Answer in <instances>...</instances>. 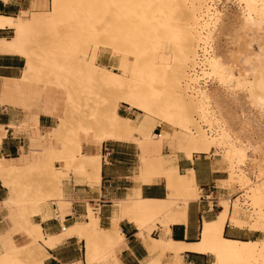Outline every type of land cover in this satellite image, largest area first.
<instances>
[{"label":"bare ground","instance_id":"bare-ground-1","mask_svg":"<svg viewBox=\"0 0 264 264\" xmlns=\"http://www.w3.org/2000/svg\"><path fill=\"white\" fill-rule=\"evenodd\" d=\"M66 1L35 0L36 10L18 15L0 13V30L12 32L9 37L0 36V54L24 58L20 78L4 80L5 95L15 92L29 101L41 93L35 90L34 83L65 92L63 117L57 128L60 147L45 151L47 165L40 163L37 151L32 152L33 159L27 164L8 163L0 156V179L10 190L4 204L14 225L1 235L4 251L0 264H43L31 246L37 243L52 247L71 236L84 241L86 264H120L116 248L123 241L118 228L123 219L137 226L141 238L149 239L152 252L178 256L188 249L211 253L216 264H264V0H211L210 4V0H168L158 26L147 17L138 34L101 28L90 31L88 36L63 41L59 35L71 32L63 28L68 15ZM42 31L52 32L48 42L42 43ZM158 33L174 44L168 57L156 55L152 44L160 38ZM57 44L63 46L49 52L47 47ZM200 44L211 49L203 59L200 73L218 81L207 88L201 87L197 73H193L194 77L188 74V69L196 65ZM99 51H109L119 58L118 71L96 62ZM80 85L85 87L83 93L76 91ZM122 103L143 113L138 124L118 114ZM196 113L213 127L211 134L195 125ZM75 114L79 117L74 118ZM81 123L97 141L110 138L136 144L140 178L146 182L163 178L167 196L148 199L138 193L119 200V213L110 228L99 226L98 216L88 207L87 220L63 226L58 234L45 235L31 221L26 206L29 199L21 196L16 183L36 179L34 175L48 166L50 177L44 188L58 187V172L51 166L54 158L64 161L62 176L72 169L98 179L99 155L80 153ZM160 123L173 129V133H146L148 127ZM170 138L176 139L177 150L188 158L194 153L209 152L212 147L224 148L228 177L221 182L232 181L246 189L253 208L251 220L239 216L240 197L244 195L240 194L231 200L232 204L229 198L220 200L216 219L203 221L195 243L152 237L158 225L168 231L173 215L183 217L188 202L199 197L192 171L180 174L161 153L163 142ZM251 176L257 179L252 180ZM47 197L46 194L37 201ZM227 222L259 231L263 236L229 239L223 235ZM19 229L26 233L27 242L13 241L11 234Z\"/></svg>","mask_w":264,"mask_h":264},{"label":"crops","instance_id":"crops-1","mask_svg":"<svg viewBox=\"0 0 264 264\" xmlns=\"http://www.w3.org/2000/svg\"><path fill=\"white\" fill-rule=\"evenodd\" d=\"M34 2L35 0H0V13L18 15L21 11L36 10ZM6 31L0 30V36H6ZM96 62L111 68L117 63L115 56L109 51H99ZM23 66L22 56L0 54V156L8 163L27 164L33 159L32 152L37 151L40 154V163L47 165L45 151L58 150L60 147L57 128L60 118L63 117L64 105L56 88L43 84L34 85L35 90L41 93L29 101L25 95L15 92L5 95L4 80L20 78ZM54 98L58 100L56 103ZM117 112L135 124L143 118V113L123 103L119 105ZM78 133L81 138L80 153L99 155V177L88 178L72 169H68L66 175L62 176L64 161L54 158L51 166L58 172L59 184L58 187L44 188V182L50 175L47 173L48 166L41 168L38 177L39 196L47 194L49 197L38 205L29 207L28 211L31 212V221L41 227L43 234L55 235L61 232L63 226L68 227L87 220L88 207L98 216L99 226L110 228L112 219L119 213V200L134 197L138 193L148 199H162L167 196L163 178L150 182L140 178L139 149L136 144L110 138L97 141L84 128ZM176 147L175 141L165 140L161 153L180 174L192 171L199 187V197L188 202L183 217L176 213L173 215L174 220L168 231L158 225L152 232V237L192 244L200 238L203 221L216 219L221 210L220 200L228 197L234 199L235 193L231 188L220 185L226 179L225 169L211 150L194 153L188 158ZM9 196V188L0 179V254L4 251L1 235L14 227L4 204ZM118 228L123 234V241L116 248L120 264H148L151 261L153 264L156 261L159 264H175L177 261L187 264H216L214 255L201 251L186 249L178 256L150 251L149 239L141 238L137 226L128 219L121 220ZM223 235L229 239L249 240L257 239L260 232L246 227H235L227 222ZM11 236L17 244L28 241L26 233L21 229L13 232ZM34 255L43 264H68L77 260L86 264L84 241L77 236L67 237L52 247H36Z\"/></svg>","mask_w":264,"mask_h":264},{"label":"rangeland","instance_id":"rangeland-1","mask_svg":"<svg viewBox=\"0 0 264 264\" xmlns=\"http://www.w3.org/2000/svg\"><path fill=\"white\" fill-rule=\"evenodd\" d=\"M168 3H169L168 0H67L66 6L68 9V15H67V22L65 23V27L63 28L67 27V29L71 30V32L61 33L59 37L62 38L63 41H66L69 38H77L78 36H84V35L88 36L90 31L101 28H107L115 33L131 32L130 34L132 33L138 34V31L141 28L142 21L145 20L147 17H151L152 20L154 21V24L158 26L162 15L161 10L163 8H167L169 6ZM210 3H212L211 0L209 1V4ZM157 29L159 30V28ZM5 34L6 36L9 37L12 35V32L11 30H7ZM51 34H52L51 31L40 32L39 37L43 39L42 43L48 42ZM157 36L160 38H158V40H155L154 44H152L155 50L157 51L156 55L158 57H160L161 55H163L164 57L170 56L174 46L173 42L170 40V38L169 39L165 38L160 33H158ZM62 46L63 44H57V46L53 45L47 48L49 49L50 52V51H55L61 48ZM37 51H39V48ZM196 58H197V54H196ZM115 59L117 63L113 64L112 68L111 67L108 68L118 71L117 68L119 66L120 60L117 56H115ZM191 70H192L191 68L188 69V74H190L191 77H194L195 75L192 73ZM211 77H213V81H214V84L211 86H214L218 81L214 76ZM34 85H40V83H34ZM54 88H56L57 92L61 94L62 97L61 103L64 105L65 92L58 89L57 87ZM84 88L85 87L81 85L77 86L76 91L78 93H83L85 91ZM73 117L74 118L79 117V115L75 114L73 115ZM194 118H195L194 119L195 125L204 129L201 123H199V121L206 123L203 120L202 115L200 113H196ZM84 127L85 125L81 123L79 125L78 131L80 129H83ZM191 129H193L194 131V126H191L190 130ZM161 130H165L168 131L169 133H173V129H171L166 125H163V123H160V125L155 124L152 128L148 127L146 133H149V135L153 136L156 133H160ZM204 131L206 130L204 129ZM168 140L175 141L176 139L170 138ZM223 150L224 148L220 146L212 147L211 149L213 155L222 162L223 168L225 169V176L227 178L228 165L226 160L224 159ZM34 177L36 179L29 180L23 183H16V186L19 189L21 196L23 195L25 199H29L28 201H26L27 207L36 206L42 201V200L37 201V199L41 198L39 196L40 183L39 181H37L39 175L38 174L34 175ZM251 177L252 180L257 179V177L256 178H253V176ZM220 185L231 188L234 191L235 196L244 194L240 197L242 200L241 201L242 204L240 203V208L238 209V213L242 219L247 221L251 220L253 208L251 201L248 199L247 194H245L246 189L241 188L239 185H237L232 181H223L220 182ZM28 212L29 214H31L30 211ZM262 236L263 233L260 232L258 238H261ZM36 247L39 249L41 248L37 243H34L31 246L32 252H34V249Z\"/></svg>","mask_w":264,"mask_h":264},{"label":"built area","instance_id":"built-area-1","mask_svg":"<svg viewBox=\"0 0 264 264\" xmlns=\"http://www.w3.org/2000/svg\"><path fill=\"white\" fill-rule=\"evenodd\" d=\"M211 53V49L208 45H205V44H200L199 46V49L197 50V58H196V66L191 70L192 73H197L200 77V82L199 84L201 85V87L203 88H207V87H210L211 85L214 84V81H213V77L211 76H204L202 75L200 72H201V68L203 67L202 66V63H203V59ZM199 123H201V125L204 127V129L208 132V133H212L213 132V127L209 126L208 124L206 123H203L202 121H199ZM193 131V129H191ZM231 198H229V202L230 204L231 203Z\"/></svg>","mask_w":264,"mask_h":264}]
</instances>
